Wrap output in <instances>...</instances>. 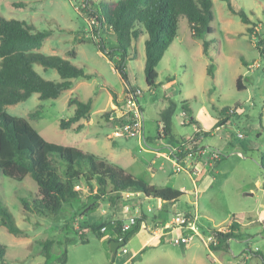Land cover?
<instances>
[{
	"label": "rangeland",
	"instance_id": "1",
	"mask_svg": "<svg viewBox=\"0 0 264 264\" xmlns=\"http://www.w3.org/2000/svg\"><path fill=\"white\" fill-rule=\"evenodd\" d=\"M117 1L0 0V17L22 21L35 31H50L38 52L67 59L91 76L89 80H73V87L56 99L41 101L38 94H32L25 101L5 106L3 111L26 120L49 143L93 154L123 169L135 180L156 188L179 190L184 195L174 205L165 204L163 211H157L156 201L140 202L141 197L126 196L128 192L119 199L109 194L102 196L95 193L94 182L89 188L80 179L76 183L81 193L79 202L65 205L56 216H42L24 210L21 202H30L37 196V185L29 176L16 182L0 175V203L24 232L17 237L0 226V246L4 248L0 264H44L40 242L45 240L53 242L46 264H262L261 255L264 264V165L260 163L264 154V55L257 51L247 32L248 27L252 28L251 37L264 41V0H230L235 9L242 10L251 20L248 26L229 12L223 1L212 0L214 19L210 23L211 34L205 37L210 43L208 56L202 53L201 40L191 38L187 20L179 18L176 37L158 63L157 80L151 87L147 86L143 72L145 34L132 41V49L128 50V84L122 82L112 63L96 49L99 41H103L106 50L115 43L107 27L98 30L96 37L93 32L97 24L84 12H94L102 2ZM69 51H74L75 56H67ZM113 60L118 62L119 58ZM209 65L213 66V78L206 71ZM33 68L44 80L59 81L55 70L43 71L39 65ZM238 77L242 90L236 88ZM130 87L139 92L143 139L125 137L109 119L114 104ZM111 91L116 96L114 101ZM71 99L91 101L89 119L79 122L83 126L79 132L58 126L73 114L74 106L68 104ZM183 105L189 114H185ZM168 107L172 108V116L167 138L160 129L164 126L161 114ZM225 107L230 108L225 113L227 125L196 140L197 128L190 119L209 127L213 120L220 119L217 109ZM184 148L195 154L184 155L186 162L181 164L183 159L173 154H183ZM202 151L204 154L200 155ZM161 154L174 162L159 157ZM213 154L219 155V159L208 165ZM198 159L206 166L201 163L193 168L191 172H202L193 183L188 172L190 163ZM58 167L62 173L63 165ZM87 207L97 208L89 213L90 221L101 212L93 221L105 224L106 230L100 232V237L87 229L90 225L82 224ZM194 211L201 216L205 231L219 229L225 233L235 220L239 223L235 234L241 237L229 239L226 247L215 251L194 237L182 246L147 244L144 251L136 254L149 239L146 226H155L157 220L161 228L175 215ZM132 216L141 223L146 221L123 245L127 253L122 260L121 250L118 248L112 256L109 245L116 241L117 225ZM64 251L66 256L62 259ZM129 258L132 260L128 262Z\"/></svg>",
	"mask_w": 264,
	"mask_h": 264
},
{
	"label": "trees",
	"instance_id": "2",
	"mask_svg": "<svg viewBox=\"0 0 264 264\" xmlns=\"http://www.w3.org/2000/svg\"><path fill=\"white\" fill-rule=\"evenodd\" d=\"M220 1L226 4L229 12L239 17L241 23L250 25L251 20L242 10L235 9L230 0ZM212 7V0H119L110 4L102 2L94 12L84 13H88V16L97 24V29L93 32L96 37L98 30L106 27L109 29L114 46L106 50L103 41L97 42L95 46L97 51L112 63L124 84H128L125 62L129 60L128 50L132 49L131 42L146 35L143 72L147 86L151 87L157 80L155 69L176 37L179 18L187 20L191 38L201 40L202 53L208 56L210 43L205 37L211 34L210 23L214 19ZM247 32L257 51L264 55L262 47L264 41L254 40L251 37L252 28L248 27ZM49 34L50 31H35L22 21L0 17V175L16 182H21L24 177L29 176L36 183L37 196L30 202L21 201L24 210L42 216L58 215L65 205L80 201L81 193L76 184L80 179H83L89 188H91V182H94L97 186L95 193L102 196L109 194L108 196L113 195L117 199L122 193L129 192L139 193L144 198H156L166 204L176 203L183 196L182 192L171 188H156L135 180L123 169L98 159L92 154L49 143L26 120L12 117L3 111L5 106L25 101L32 94H38V99L41 101L56 99L63 91L72 88L73 80L90 79V75L85 74L69 60L38 52ZM67 56L74 57L75 52L69 51ZM115 57L119 58L118 62H114ZM34 65L41 66L43 71L55 70L59 81L44 80L35 72ZM206 71L211 78L214 77L212 65H209ZM240 82L241 77H238L236 80L238 90L243 89ZM111 94L114 101L116 96L113 91ZM68 104L74 106L73 114L59 122V129L79 132L83 127L79 122L89 119L91 101L71 99ZM185 110L187 114L190 113L187 109ZM227 111H230V108L217 109L220 119L207 132L197 127L198 122L191 118L189 122L197 128L194 133L195 139L200 140L202 137L211 136L213 131L226 126ZM171 116V107L161 114V122L164 124L162 133L167 138L170 137ZM188 153L189 151L185 150L183 154L175 152L173 156L182 160ZM260 163L263 167L264 154L261 156ZM60 165L64 168L62 173L59 172ZM108 187L110 191H107ZM96 209L95 207L85 209L82 214V224L86 225V216ZM0 226L11 235L17 237L24 235V232L16 226L11 213L1 203ZM103 227L105 224L102 221L88 226L87 229L100 237L102 234L100 230ZM120 227L121 224H118L115 229L116 236H121L125 244L140 230L141 221L137 220L133 228L123 234L120 232ZM227 228L225 233L209 230L217 242L215 246L209 245V250L226 247L227 240L241 237L240 234H235L239 228V223L235 220ZM79 236L83 243V237L81 234ZM52 245L53 242L50 240L40 242L44 264L50 260ZM3 256L4 248L0 246V261ZM65 256L66 251L63 252L62 259ZM260 258L263 264V256L261 255Z\"/></svg>",
	"mask_w": 264,
	"mask_h": 264
},
{
	"label": "built area",
	"instance_id": "3",
	"mask_svg": "<svg viewBox=\"0 0 264 264\" xmlns=\"http://www.w3.org/2000/svg\"><path fill=\"white\" fill-rule=\"evenodd\" d=\"M138 93L139 92L135 91L134 88H128L122 99L119 100L118 103L114 104V109L110 111L109 119L112 122L114 121L119 126L125 137L143 139V113L138 103ZM162 130L163 127L160 129L161 133ZM185 150L187 149L184 148V151ZM203 153L204 151L201 152V154ZM194 154V152H189L188 156L192 157ZM218 159L219 155L213 154L210 158V162L213 163V161ZM171 162H174V160ZM174 166L177 168L176 171L179 170L177 164L174 163ZM199 174V172L195 171L188 172V175L193 178V183H195V179L199 176ZM200 219L201 216L197 211L175 215L168 223L164 224L156 231L155 236H164L171 230H178L180 235L170 240L173 245H187L191 243L194 237H198L202 242H204V244L208 246H215L217 244L216 240L211 233L203 230ZM136 221V217H128L125 222L121 224V234L129 232L136 224ZM105 230L106 228L103 227L100 232H104ZM216 230L222 233L221 230ZM204 231L205 233H202ZM116 239L117 241L122 240L121 236H117ZM119 250H121L122 253L120 256H123L126 253V250L123 246L120 247Z\"/></svg>",
	"mask_w": 264,
	"mask_h": 264
},
{
	"label": "crops",
	"instance_id": "4",
	"mask_svg": "<svg viewBox=\"0 0 264 264\" xmlns=\"http://www.w3.org/2000/svg\"><path fill=\"white\" fill-rule=\"evenodd\" d=\"M72 83H73V81H72ZM73 87V86H72ZM113 106V105H112ZM185 114L187 115V113H186V111H185ZM193 120H195L194 118H192ZM196 121V120H195ZM196 122H198V121H196ZM216 123V120H213L212 121V123L209 125V127H206V128H204L202 125H201V123L200 122H198V126L200 127V129L203 131V132H207V131H209L212 127H213V125ZM227 125V124H226ZM217 130V129H216ZM146 140L147 141H150V139L149 138H146ZM112 142V141H111ZM111 142H110V144H111ZM204 154V153H203ZM93 155V154H92ZM202 155V154H201ZM159 157H164L166 160H168L169 162H171V161H173V160H171V159H168V157L166 156V154H161V155H158ZM97 157V156H96ZM98 159L100 158V157H97ZM101 159H103V158H101ZM186 162V159H183L182 161H180L179 163H181V164H184ZM202 163V161H200V159H198L197 161H195V162H193V163H190V172L193 170V168H195L196 169V166H199L200 164ZM208 163V165H209V163H210V159H209V161L207 162ZM204 163H202V165H203ZM205 165V164H204ZM211 165V164H210ZM215 165V164H214ZM206 166V165H205ZM199 172H200V174H199V176L200 175H202V172H201V170H199ZM198 176V177H199ZM190 177V176H189ZM197 177V178H198ZM197 181H198V179H197ZM179 191V190H178ZM181 192V191H180ZM125 193V192H124ZM135 195L136 197H141V199H138L140 202H144L145 201V203H147L148 201H156V204H157V211H163L164 209H165V202H163V201H161V200H159V199H156V198H144V197H142V195H140L139 193H126V196H128V195ZM184 195V194H183ZM137 200V201H138ZM175 204V203H174ZM174 204H167V205H174ZM103 213H105L104 211H103ZM99 215H101V212H97V214H96V216H95V220L97 219V217H99ZM89 217H90V215L88 214L87 216H86V225H91V224H93V223H95V222H93V221H95V220H93V221H90V219H89ZM260 219V218H259ZM258 219V220H259ZM146 221V220H145ZM145 221H143L142 223H141V226H142V224L143 223H145ZM160 225H158L157 224V220H156V224H155V226H146V231H147V233H148V235H149V239L147 240V241H145V243L139 248V250L137 251V253L136 254H138V252H140L142 249V251H144V247L148 244L149 246L151 245V246H154V247H156V246H170V245H172V243H171V239H173V238H175V237H177V236H179L180 234H178L179 233V231L178 230H171V231H169V232H167V234H165L164 236H155V234H156V231L160 228L159 227ZM140 229H141V227H140ZM203 230H204V228H203ZM178 231V232H177ZM224 233V232H223ZM116 241H117V239H115ZM228 241V240H227ZM141 251V252H142ZM210 251H215V250H210ZM126 253H127V251H126ZM126 253L123 255V256H119V259H124V257H125V255H126ZM135 254V255H136ZM132 257H134V256H132ZM131 257V258H132ZM131 258H129V259H127V261L129 262V261H131L132 259ZM125 260V259H124ZM125 264V263H124Z\"/></svg>",
	"mask_w": 264,
	"mask_h": 264
},
{
	"label": "water",
	"instance_id": "5",
	"mask_svg": "<svg viewBox=\"0 0 264 264\" xmlns=\"http://www.w3.org/2000/svg\"><path fill=\"white\" fill-rule=\"evenodd\" d=\"M123 245H124V242L122 240L111 242L109 245V250H110L112 256H114L116 254L118 248L122 247Z\"/></svg>",
	"mask_w": 264,
	"mask_h": 264
}]
</instances>
